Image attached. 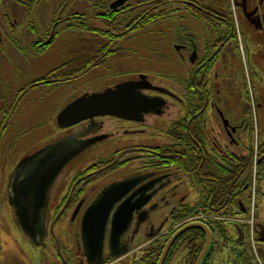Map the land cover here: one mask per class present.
I'll return each mask as SVG.
<instances>
[{
	"label": "flooded vegetation",
	"instance_id": "flooded-vegetation-1",
	"mask_svg": "<svg viewBox=\"0 0 264 264\" xmlns=\"http://www.w3.org/2000/svg\"><path fill=\"white\" fill-rule=\"evenodd\" d=\"M7 1L9 0H0L3 8L0 16V46L9 47L11 23L10 12L5 11L9 7ZM72 1L64 0L62 7L54 12L52 20L19 21L21 25L23 22L24 31L28 39L30 36V42L28 48L20 49L19 65L11 70L0 71V138L12 132L22 133L17 122L11 123V118L17 113L18 106L28 101L27 98L31 93L43 88L71 84L75 79L76 71L88 70L94 62L105 60L107 55H114L117 49L119 53L121 48H118V44L126 37L138 32L134 30L139 29L141 25L163 24L164 32H160L161 40L170 42L169 46L171 49L173 47L172 50L182 65L190 67L187 77L181 82L184 94L179 102L184 104V116L180 120L182 127L173 130V134L179 138L178 145L137 144L132 148L135 159L132 164L136 165L135 172L120 181L118 177L114 178L98 191L94 187L98 181L103 179L98 178L101 174L104 173L107 176L118 173V150L110 158L97 160L68 181L70 166L85 151L117 137L119 123H131L142 128L150 126V122L156 118L171 116L169 111L174 107L172 102L175 97L157 87L148 77L139 74L121 84L132 82L144 86L146 89L140 90L137 95L148 98L150 101L156 100L155 109L139 116L136 122H127L112 117H97L63 129L62 131L69 132L57 141L74 137L78 142L89 144V147L70 161L54 180L47 193V205L40 221L41 225L34 236L22 232L9 206L10 178L24 159L47 145L25 155L11 171L4 156L0 164L2 171L0 172V200L2 199L3 202L6 200L16 232L27 248L29 255L27 259H31L27 264L33 261L49 264L47 259H52L51 264H118V260L121 259L118 257L112 259V254L118 253V250L112 251L109 243L112 218L118 211V206L129 198H132L133 202H146V204L133 213L128 231L121 238V248L126 251V258L130 254L133 255L134 264H150V260L154 259L153 256L156 254L155 264H157L164 246L178 230L166 228L167 224L172 223L170 216L177 208L190 205L187 201L189 198L187 191L189 190L195 199L202 196L214 197L217 190L213 192V188H217L218 184L216 167L220 164L226 167L228 172H232L236 161L243 167L242 176L237 185L240 187L238 192L241 194L240 199L243 200L244 205L239 204V210L232 212V215L235 214L234 218L219 220L214 216L199 215L196 222L204 224L209 229L212 240L204 264H216V259L219 261L224 258L223 261L227 264H256L255 259L259 264H264V224L256 223L255 219L252 222L253 244L247 234V226L250 227L246 223L248 222L247 200L250 173L249 167L242 163L239 164V159L242 161L249 159L250 149L245 147L240 152L241 147L237 146L234 139L237 132L244 134L246 131L245 121L250 117L249 111H252V98L247 90L244 67H250V58L253 56L256 67L264 71V0H136L133 2L126 0L124 6L117 8L114 6L121 0H113L107 4L103 2L95 4L96 11H94L98 14L99 20H87L86 14L89 7L84 1H75L71 4ZM33 5V0L22 4L23 13L29 19ZM159 8H163L164 11L162 20H142L144 17L139 18L138 16L143 11H146L144 13L148 15ZM64 13L66 15L62 17ZM17 22L15 20L14 25ZM96 22L104 28V31L99 34H96V28L91 26ZM81 34L92 36L83 37L81 43L83 50L75 51L72 45L73 39L76 36L80 39ZM56 41L61 43V49L60 53H56L55 56H64L63 63L66 64V69L59 72L58 70L63 65L59 68L53 66V63H47L45 70L33 66L29 69V76H27V61H43L47 54L54 53L52 46ZM99 45H101L100 48H98ZM48 58L47 61H49ZM220 72L228 73L226 80L221 82V84L226 82L224 88L228 92L233 89L234 84L241 82L243 85L237 89L235 96L237 102L243 106L236 119L239 122L238 126L229 124L225 114L227 113L232 118L235 114L228 109V106V111L225 113L219 110L217 97L220 92L219 90L214 92L213 89L214 84L219 85L220 78H223ZM21 76L22 79L25 76L27 81H18L17 78ZM117 86L107 89H114ZM90 93L96 92L84 93L79 97ZM40 94H31L29 100L33 97H41ZM233 94L232 98H234ZM107 121L112 122L107 124ZM223 121L228 122V130L224 128ZM231 129H234L235 133L229 136ZM135 132L138 130L131 131V133ZM171 132L168 130L166 136H170ZM223 135L224 139H219ZM246 142L248 143V137ZM261 144L263 149L258 163L264 170V141ZM261 174L260 183L264 184V171ZM127 181H134L136 185L119 203L113 206L110 212L101 263L87 261L80 237L82 218L85 212L111 187ZM258 197L264 201L262 190L258 189ZM196 202L195 200V205ZM202 212L200 208L195 211L196 214ZM234 220L242 221V223L237 224ZM236 229L240 230L241 238ZM56 230L59 234L62 233V236L65 232L74 233L71 240H68L69 245L66 246L65 243L59 241V237L55 234ZM201 235L204 239V234L201 233ZM178 243L181 244L179 239L169 255L179 245ZM181 246L185 251L183 264H190L189 259L193 256L196 245L189 240ZM202 249L203 246L201 251ZM21 253L24 252L21 250ZM139 254L141 256H138ZM169 255L164 264H167ZM13 264L21 263L15 261Z\"/></svg>",
	"mask_w": 264,
	"mask_h": 264
},
{
	"label": "rangeland",
	"instance_id": "rangeland-1",
	"mask_svg": "<svg viewBox=\"0 0 264 264\" xmlns=\"http://www.w3.org/2000/svg\"><path fill=\"white\" fill-rule=\"evenodd\" d=\"M29 0H9V7L5 9L7 12L9 10L10 19V46L5 45L0 46V71L1 70H11L14 66L19 65L20 56L19 52L21 48H28L30 42L27 38V33L24 31V24H19L21 20H52L54 12L62 7L64 0H33V7L31 8V13L29 15L30 19L26 17L23 13L22 4ZM84 1V3L89 7L86 17L87 20H99L98 14H95L96 8L95 4L103 2L107 4L113 0H73V2ZM130 2L136 0H129ZM139 1V0H137ZM2 5V4H1ZM0 5V16L2 14L3 8ZM82 5V4H81ZM232 8V7H231ZM83 11V9H79ZM95 10V11H94ZM157 14L163 13V8L156 9ZM146 12V11H143ZM149 12V11H148ZM142 14L139 13V15ZM164 14V13H163ZM56 15V14H55ZM60 15V14H59ZM65 13L62 17H65ZM164 16V15H163ZM17 20V24L14 25V21ZM162 20V19H158ZM96 28L95 33L99 34L104 31V28L100 26L98 22L94 25ZM163 24L159 25H143L142 28L131 36L126 37L123 41L118 44L120 52L118 49L115 50L114 55H107L105 60L99 61L94 67H90L83 75L76 77L71 84L43 88L39 91H34L32 95L40 94L41 97H33L29 100L28 96L25 103L18 106L17 113L11 118V123H16L22 133L12 132L4 138H0V164L4 156L8 161V168L11 171L15 164L22 159L25 155L42 148L45 145L52 144L59 140V138L68 134L69 131H62L56 123V118L58 114L71 102L76 100L80 95L89 92H97L105 90L109 87L119 85L125 81L131 80L133 76L144 75L148 77L157 87L162 88L164 91L171 93L175 100L172 102L173 109L169 111L171 116H165L164 118H156L150 122V126H145L140 128L131 123H119L118 124V136L109 141L100 143L94 146L91 150L85 151L69 168L68 170V181L78 172H83L88 166L95 163L97 160L108 159L110 156L118 150V173H112L107 176L101 174L98 178H103L95 185L94 189L98 191L100 188L105 186L107 183L118 177V181L130 177L133 172H135L136 165L132 164L135 160L133 158L134 152L132 148L137 144L145 145H173L176 143L171 136H166L168 130H172V126L175 122H179L184 116V107L180 99L183 98V89L181 87V82L187 77L190 67H184L180 62L178 56L173 52V47L171 49L170 42H163L161 40V33L164 32ZM161 32V33H160ZM79 35V33H78ZM92 36V35H90ZM84 34L80 35V39H73V50L81 51L83 50L82 39ZM32 41V40H31ZM99 45L98 48H100ZM2 47V48H1ZM61 43L56 41L52 46V51L54 53L47 54L43 61L31 62L27 61L26 73L29 76V69L33 66H38L45 70L47 63H53V66H58L59 68L63 65L64 56L56 57V53H60ZM5 52H4V51ZM113 50V48H111ZM113 53V52H112ZM51 55V56H50ZM50 56V57H49ZM49 57V58H48ZM47 58L49 61H47ZM254 57L251 56L249 62V68L244 67V73L246 76L247 90L251 99V110H252V121L254 128V146L255 144H261L264 141V71H260L254 61ZM43 67V68H42ZM220 78L219 85L214 84V92H220L217 97L219 103V110L226 112L228 109L232 110L235 114L233 115L235 119L229 117L226 113L227 120L231 126H238L237 117H239V111L243 107L241 103H238L235 96L243 86L242 83L234 84L233 89L229 92L224 88V82L226 80L228 73H219ZM17 78L18 81L25 82L27 78L24 79ZM225 79V80H224ZM236 91H235V89ZM223 89V90H222ZM225 90V92H224ZM243 91V90H242ZM234 93V94H233ZM232 94L234 98H232ZM229 110V111H230ZM232 116V115H231ZM249 119V117H248ZM247 119V120H248ZM16 120V121H15ZM112 121H107L110 124ZM138 130V132L131 133V131ZM145 132H143V131ZM219 139H224V135ZM235 141L239 142L241 145L240 152L243 148L249 147L246 142L247 131L237 132L234 137ZM220 140V141H221ZM244 145V147H243ZM241 155V153H240ZM1 166V165H0ZM257 170V169H256ZM258 175L261 176L263 173L262 165L258 167ZM0 172L1 168H0ZM257 175V176H258ZM259 178V177H258ZM260 179V180H261ZM259 191L264 192V184L259 183ZM187 191V190H186ZM189 198L187 201L190 205L195 204V199L189 190L187 191ZM241 198V197H240ZM176 203V202H175ZM174 203V205H175ZM177 204V203H176ZM162 219L164 217H161ZM255 221L258 224H264V201L260 197L257 198L256 210L254 215ZM176 225L169 223L166 228L174 229ZM67 229V228H65ZM55 231L59 241L68 244V240H71L73 232L64 233L62 236ZM70 235V236H68ZM23 240L17 234L14 227V222L11 218L10 208H8L7 202L0 200V264H13L15 261L21 264H27L31 259L28 258L27 248L25 247ZM21 250L24 253H21ZM128 255V258L123 257L118 260V264H134L133 255ZM138 256H141L140 254ZM185 256V251L181 244L177 245L175 249L169 255L167 264H183ZM157 258V254L153 256ZM225 259V258H224ZM223 259V260H224ZM28 260V261H27ZM39 260V256H38ZM52 259H47V262L51 264ZM216 259V264H227L226 261ZM46 261V260H45ZM150 261H155L151 259ZM11 262V263H10ZM34 262V261H33ZM31 262V264H33ZM35 264H41L39 262H34ZM151 263V264H152Z\"/></svg>",
	"mask_w": 264,
	"mask_h": 264
},
{
	"label": "water",
	"instance_id": "water-1",
	"mask_svg": "<svg viewBox=\"0 0 264 264\" xmlns=\"http://www.w3.org/2000/svg\"><path fill=\"white\" fill-rule=\"evenodd\" d=\"M126 0L118 1L114 6H124ZM146 89L138 83H125L114 89L85 94L67 105L57 116L56 123L60 129H68L84 121L97 117H112L127 122H136L138 117L157 107V101L137 95ZM166 92V91H165ZM228 130L229 124L223 121ZM235 133L230 130L229 136ZM89 144L78 142L75 138H66L47 145L30 157L24 159L14 170L10 178L8 203L12 208L18 227L26 235L34 236L39 230L47 205V193L61 170ZM136 185L134 181L118 183L111 187L84 214L81 221L80 237L87 261L101 263L106 225L113 206L120 202ZM146 202L127 199L118 206L113 215L109 243L112 259L125 257L121 248V238L128 231L133 213L139 211ZM191 230L204 234L203 249L196 264H204L212 245L211 233L202 223L190 222L179 228L163 248L157 264H164L177 240ZM239 237L241 232L236 229Z\"/></svg>",
	"mask_w": 264,
	"mask_h": 264
},
{
	"label": "trees",
	"instance_id": "trees-1",
	"mask_svg": "<svg viewBox=\"0 0 264 264\" xmlns=\"http://www.w3.org/2000/svg\"><path fill=\"white\" fill-rule=\"evenodd\" d=\"M158 10H154L151 11L148 15L145 14L144 12L139 16V18L142 16L144 17L142 20H158V19H162L163 17V13L157 14L156 12ZM147 15V17L145 16ZM142 28V25L138 28H136L134 31H139ZM95 64H92L90 67H94ZM66 69V64L63 63V66L58 70L60 71H64ZM87 71V69H86ZM85 71H81V72H75L74 76L79 77L81 75H83ZM249 119L245 121V125H246V131H247V137H248V145H249V149H250V158L246 159L245 161H242V159H239V164H243L246 167H249V183H248V187L250 190L251 187V176L253 173V169H254V165L256 170V182L257 184L259 182H261V176L258 175V167H259V155L263 149V145L262 144H258L257 145V150L255 151V146H254V128H253V121H252V111H249ZM180 122V121H179ZM175 122L172 126V132L170 133V136L172 137V139L176 142L174 143V145H178L179 144V138L173 134V130L176 129H180L182 127V123L180 122ZM245 131V132H246ZM237 146L241 147L240 143L235 141ZM244 147V145H243ZM244 150V148H243ZM240 157H242V155H240ZM256 157V158H255ZM238 159V157H237ZM173 159L171 158V161ZM176 162L178 163V160H176ZM238 161H236L235 163V167L233 168L232 172H228V169H226V167H223L222 165L218 164V166L216 167V178L218 179V184H217V188H213V192L214 190H217V192L215 193L214 197H209L206 198L205 196L200 197L199 199H197L196 201V205H187L183 208H177L176 211L170 216V220L172 221V224L177 225L179 223L184 222L185 220L194 218L196 216L199 215H203L205 217H210V216H214L220 220L222 219H227V218H234L235 214L232 215V212H236L237 210H239L240 206L239 204H243V200L240 199L241 194L238 192L239 191V186L237 185L238 181L240 180L241 176H242V170L243 167L242 165H238L237 164ZM260 173V172H259ZM258 175V176H257ZM259 177V178H258ZM250 203V195L248 197L247 200V206H249ZM192 206V207H191ZM200 208L203 212L200 214H196L195 211ZM248 211V208H247ZM191 241L192 244L196 245V249L195 252L193 254V256L190 257V264H195L198 255L201 251V248L203 246L204 243V239L203 236L201 235V232L197 231V230H191L188 231L187 233H185L184 235L181 236V238H179V242L183 245V243H185L186 241ZM179 244V243H178ZM155 261H150V264H155L156 262V258H154ZM206 260V259H205ZM205 262V261H204ZM206 264V263H205Z\"/></svg>",
	"mask_w": 264,
	"mask_h": 264
},
{
	"label": "built area",
	"instance_id": "built-area-1",
	"mask_svg": "<svg viewBox=\"0 0 264 264\" xmlns=\"http://www.w3.org/2000/svg\"><path fill=\"white\" fill-rule=\"evenodd\" d=\"M251 196H252V201H251V207H250V220H248L247 225H250V232H249V236H250V242L253 244V233H252V222H253V216H254V198H255V180H253V184H252V191H251ZM235 223L240 224L242 223V221H237L234 220Z\"/></svg>",
	"mask_w": 264,
	"mask_h": 264
}]
</instances>
